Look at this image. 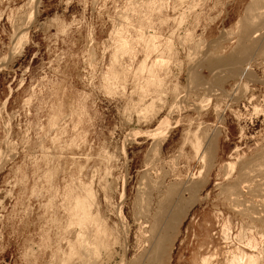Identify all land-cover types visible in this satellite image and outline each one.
<instances>
[{"label":"rangeland","instance_id":"1","mask_svg":"<svg viewBox=\"0 0 264 264\" xmlns=\"http://www.w3.org/2000/svg\"><path fill=\"white\" fill-rule=\"evenodd\" d=\"M252 2L0 0V264H152L144 223L169 186L188 199L192 183L163 262L243 251L264 264V4ZM77 200L94 217L84 235Z\"/></svg>","mask_w":264,"mask_h":264},{"label":"bare ground","instance_id":"2","mask_svg":"<svg viewBox=\"0 0 264 264\" xmlns=\"http://www.w3.org/2000/svg\"><path fill=\"white\" fill-rule=\"evenodd\" d=\"M253 4H251V7H250V11H254V13H255V7L257 6V3H258V0H253V2H252ZM263 4H264V0H263V2H262ZM136 6H138V5H136ZM250 6V5H249ZM257 8V7H256ZM262 8V7H261ZM248 11V10H247ZM249 11V12H250ZM250 13H252V12H250ZM264 14V13H263ZM262 14V15H263ZM250 15V14H249ZM260 15V14H259ZM251 16V15H250ZM254 16V15H253ZM264 16V15H263ZM249 16H247V18H248ZM255 17V16H254ZM127 18V17H126ZM182 18V17H181ZM255 19V18H254ZM258 19V18H257ZM256 19V20H257ZM177 20V19H176ZM261 20H263V17H262V19ZM148 22V21H147ZM263 22V21H262ZM243 23V22H242ZM252 24V25H251ZM253 26H254V21L250 18L249 20H247L246 21V23H245V25L243 26V35H242V37H243V40L245 41V43H244V45L242 46L243 48H241L242 50H241V52H239L240 54H241V56H242V58L244 57H246L247 56V54L249 53V51H250V48L252 47V46H254V45H252V43L251 44H249V37H250V35H251V31H252V29H253ZM264 26V25H263ZM255 28V27H254ZM140 30V29H139ZM116 31V30H115ZM121 33V32H120ZM253 33H255V31H253ZM149 34V33H148ZM145 35V34H144ZM256 35V34H255ZM263 35V34H262ZM132 36V35H131ZM257 36V35H256ZM116 38H117V36H116ZM152 38V37H151ZM121 39V38H120ZM131 39V38H130ZM142 39H144V38H142ZM151 40V39H150ZM128 41H129V39H128ZM131 41V40H130ZM143 41V40H142ZM141 41V42H142ZM126 42V41H125ZM151 42V41H150ZM252 42V41H251ZM123 43V42H122ZM129 43V42H128ZM127 43V44H128ZM148 43V42H147ZM152 43V42H151ZM126 44V43H125ZM138 44V43H137ZM149 44V43H148ZM139 45V44H138ZM123 46V45H122ZM126 47H129L128 49H130L131 48V46H129V45H127ZM125 46H123V48L125 49L126 48ZM152 47H150V49H151ZM239 50V49H238ZM126 51V50H125ZM131 51V50H130ZM135 51V50H134ZM133 51V52H134ZM116 53V52H115ZM122 53V52H121ZM126 53V52H125ZM150 53V52H149ZM156 53V52H155ZM151 54V53H150ZM162 54H164V53H162ZM114 56V55H113ZM239 56V55H238ZM248 57V56H247ZM95 59V58H94ZM119 59H120V57H119ZM118 59V60H119ZM121 59H123V57L121 58ZM236 59V58H235ZM91 60H93V59H91ZM220 61V60H219ZM228 61V60H227ZM115 62V61H114ZM116 63H118V61L116 62ZM141 65V64H140ZM139 65V66H140ZM146 65V64H145ZM145 65H143L144 67H146ZM218 65V64H217ZM143 66H141L142 68H143ZM114 68V67H113ZM121 68V67H120ZM139 69V68H138ZM144 69V68H143ZM149 69V68H148ZM146 70V69H145ZM150 70V69H149ZM248 70H250V68L248 67V68H246L245 70H244V74H247L248 72ZM124 71V70H123ZM141 71H143V70H141ZM151 71V70H150ZM226 71V70H225ZM111 72V71H110ZM136 72V71H135ZM145 72V71H144ZM149 72V71H148ZM137 73V72H136ZM143 74V73H142ZM152 74V73H151ZM151 74H149V75H151ZM121 75V74H120ZM221 75V74H220ZM153 76V75H152ZM110 77V76H109ZM151 77V76H150ZM155 77V75L153 76V78ZM119 79V78H118ZM108 80V79H107ZM115 80V79H114ZM154 80V79H153ZM153 80H151V82L153 81ZM110 81V80H109ZM155 81V80H154ZM107 82V81H106ZM117 82H118V80H117ZM122 82V81H121ZM149 82H150V80H149ZM150 82V83H151ZM112 86V85H111ZM110 87V86H109ZM116 87V86H115ZM157 134V133H156ZM208 134V133H207ZM197 137V136H196ZM204 137V136H203ZM207 138V137H206ZM205 138V139H206ZM198 141V140H197ZM195 144V143H194ZM198 144V148H200V143H197ZM211 144V143H210ZM197 146V145H196ZM194 147V146H193ZM214 150V149H213ZM196 151V150H195ZM205 156V155H204ZM202 159H203V157H202ZM201 159V160H202ZM205 160V159H204ZM203 161V160H202ZM262 162V161H261ZM257 163V162H256ZM255 163V164H256ZM204 164V163H203ZM203 166V165H202ZM228 166L230 167L229 169L231 170V168L233 167V165L232 164H228ZM228 166H227V168H228ZM251 166V165H250ZM234 168V167H233ZM232 168V169H233ZM258 168V167H257ZM264 168V167H263ZM245 169V168H244ZM253 169V168H252ZM242 171V170H241ZM245 171V170H244ZM249 171H250V169H249ZM248 171V172H249ZM254 171H256V169H254ZM253 171V172H254ZM260 171H261V169H260ZM256 173V172H255ZM249 174V173H248ZM252 174V173H251ZM259 174V173H258ZM253 175V174H252ZM260 175V174H259ZM243 176V175H242ZM244 176H247V175H244ZM251 176V175H250ZM257 176V175H256ZM255 176V177H256ZM261 176H263V175H261ZM258 177V176H257ZM246 178V177H245ZM251 178H252V176H251ZM253 179V178H252ZM255 180V179H254ZM240 181H242V180H240ZM239 181V182H240ZM244 181H245V179H244ZM243 181V182H244ZM247 182V181H246ZM249 182H250V180H249ZM182 183V182H181ZM192 183V182H191ZM248 183V182H247ZM262 185H263V183H261ZM198 185H200L201 186V184H197V183H192L189 187H185L184 189V191L185 192H187V193H189L190 194V196H189V198L188 199H182L181 198V195H180V189L177 187V185L175 186V185H171V186H169L167 189H166V193H165V198H163L162 200H159L160 201V203H159V207H158V210H157V212L154 214V216L152 217L151 216V218H152V220L149 222V221H147L146 223H144V224H150L149 225V233H151V241H152V252H151V254H152V264H165L164 262H163V256L165 255V253H166V248L167 247H169V245L171 244V242H173L172 241V237H173V233H175L176 231H175V229L177 228V225H178V227H179V224H181L182 223V221H183V219L187 216V214H188V212H189V210L191 209V208H193V206H194V204L196 203V197H195V193L197 194V189L199 188L198 187ZM237 184H235V186H236ZM239 185V184H238ZM261 185V186H262ZM154 186V185H153ZM260 186V187H261ZM87 187V186H86ZM239 187V186H238ZM237 187V188H238ZM151 188V187H150ZM256 188H259V186H256ZM231 189H233V188H231ZM235 189H236V187H235ZM239 189V188H238ZM253 189V188H252ZM254 189H255V187H254ZM260 189V188H259ZM88 190V189H87ZM230 190V189H229ZM237 190V189H236ZM235 190V191H236ZM241 190V189H240ZM255 190H257L258 191V189H255ZM264 190V189H263ZM90 191V190H89ZM148 191V190H147ZM183 191V192H184ZM233 191V190H232ZM232 191H231V193H232ZM90 192H92V191H90ZM224 192V191H223ZM241 192V191H240ZM260 192V191H259ZM87 193H89L88 191H87ZM142 193V192H141ZM238 193V192H237ZM253 193V192H252ZM233 194H235L236 195V193H233ZM239 194V193H238ZM256 194V193H255ZM139 195V194H138ZM229 195V194H228ZM240 195V194H239ZM262 195H263V193H262ZM92 196H93V194H92ZM148 196V195H147ZM151 196V195H150ZM237 196V195H236ZM88 197V196H87ZM178 197V198H177ZM257 197H259V196H257ZM79 198V197H78ZM76 199H77V197H76ZM86 199V198H85ZM84 199V200H85ZM90 199V198H89ZM237 199V198H236ZM90 200H92V199H90ZM229 200V199H228ZM232 200V199H231ZM76 201V200H75ZM78 201V200H77ZM86 201H88V199L86 200ZM247 201V200H246ZM142 202V201H141ZM85 201H78L77 202V205H76V216H75V218L77 217V224L79 225H77L78 226V228L80 227L81 229H82V233H83V235H84V232H86L85 231V229L83 230V228H84V226H85V224H87L86 223V221L90 218L91 219V216H90V214H91V212H90V210L91 209H89V208H87V206L86 205H88V203H86ZM237 203H239V202H237ZM241 203V202H240ZM142 205H143V203H142ZM147 205H149V203H147ZM238 206V205H237ZM243 207V206H242ZM92 208V207H91ZM146 208H148L149 209V207H146ZM254 208V207H253ZM252 208V209H253ZM256 208V207H255ZM143 208H141V210H142ZM243 209V208H242ZM249 209H251V208H249ZM89 210V211H88ZM246 210V209H245ZM248 210V209H247ZM68 211V210H67ZM77 211H78V213H77ZM150 211V210H149ZM140 212V211H139ZM249 212V211H248ZM72 213V212H71ZM150 213V212H149ZM263 213V212H262ZM248 214V213H247ZM73 216V215H72ZM140 216H141V218L143 219L144 217H146L145 216V212L142 210L141 211V213H140ZM72 218V217H71ZM94 218V217H93ZM92 218V219H93ZM89 219V220H90ZM92 219H91V221H92ZM140 219V218H139ZM261 219V218H260ZM95 220V219H94ZM144 221V220H143ZM145 221H146V218H145ZM88 222V221H87ZM262 222V221H261ZM91 223V222H90ZM93 223V222H92ZM96 223V222H95ZM75 224H76V222H75ZM89 224V223H88ZM143 224V225H144ZM70 227H72V226H70ZM86 227V226H85ZM148 227V226H147ZM68 228V227H67ZM87 228V227H86ZM84 231V232H83ZM103 232H104V230H102ZM175 231V232H174ZM88 232V231H87ZM105 233V232H104ZM103 233V234H104ZM147 233V232H146ZM177 233V232H176ZM79 234H80V232H79ZM100 234V233H99ZM243 234V233H242ZM83 235H82V237H83ZM92 235V234H91ZM97 236V235H96ZM79 237V236H78ZM80 237H81V235H80ZM146 237V236H145ZM243 237V236H242ZM246 237V236H245ZM85 238V237H84ZM83 238V239H84ZM239 238H241V237H239ZM78 239V238H77ZM83 239H82V241H83ZM96 239V238H95ZM79 241H81V239H79ZM81 241V242H82ZM93 241V240H92ZM227 240H225V242H226ZM76 242H78V241H76ZM84 243V245H85V239H84V241H83ZM242 242V241H241ZM88 243V242H87ZM92 243V242H91ZM94 243V242H93ZM250 243V242H249ZM254 244V243H253ZM253 244H251V245H253ZM84 245H83V247H84ZM90 245V244H89ZM105 245H107V244H105ZM249 245V244H248ZM72 246V245H71ZM80 246V245H79ZM93 246V245H92ZM171 246V245H170ZM247 246V245H246ZM82 247V245L80 246V248L83 250L84 248ZM96 247V246H95ZM94 247V248H95ZM97 247H99V246H97ZM108 247V246H107ZM250 247V246H249ZM253 247H254V245H253ZM256 247V246H255ZM74 248V247H73ZM81 249H79V250H81ZM90 249V248H89ZM96 249H98V248H96ZM95 249V250H96ZM103 249H104V247H103ZM257 249V248H256ZM74 250V249H73ZM82 250L80 251L81 253H82ZM85 254H83V255H85L86 257L88 256H92V252H93V250H92V252H90L89 250H87V248L85 247ZM83 250V251H84ZM72 251V250H71ZM169 251V250H168ZM238 251H240V249L238 250ZM95 252H97V251H95ZM234 252V251H233ZM233 252H232V254H233ZM253 252H254V250H253ZM75 253V252H74ZM84 253V252H83ZM236 253V252H235ZM235 253H234V257H233V260H232V264H237V262H239V261H242L243 262V264H259V257H257V256H255V255H252V254H246L245 252H243V251H240L239 252V254L236 256L235 255ZM258 253H259V251H258ZM99 254V253H98ZM231 254V255H232ZM237 254V253H236ZM93 255L94 256H100V255H97L96 253H93ZM231 255H230V257H231ZM257 255H259V254H257ZM94 256H93V258H94ZM228 256V255H227ZM233 256V255H232ZM101 257V256H100ZM211 258V257H210ZM214 258V257H213ZM87 259V258H86ZM100 259V258H99ZM98 259V260H99ZM94 260V259H93ZM211 260H213V259H211ZM211 260L208 258V259H205L204 261H203V263L204 264H211ZM137 262L139 261V260H136ZM136 261H133V262H136ZM230 261V260H229ZM262 261V260H261ZM149 262V261H148ZM242 262H241V264H242ZM147 263V262H146ZM264 263V262H263ZM123 264V263H122ZM262 264V263H261Z\"/></svg>","mask_w":264,"mask_h":264}]
</instances>
